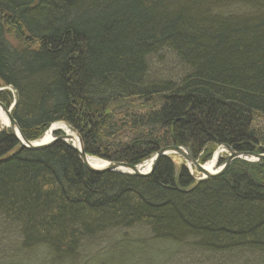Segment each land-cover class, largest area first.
I'll return each instance as SVG.
<instances>
[{
    "label": "trees",
    "instance_id": "1",
    "mask_svg": "<svg viewBox=\"0 0 264 264\" xmlns=\"http://www.w3.org/2000/svg\"><path fill=\"white\" fill-rule=\"evenodd\" d=\"M0 101L26 140L61 121L105 161L262 154L264 0H0ZM163 243L264 264V157L199 181L171 155L144 176L92 172L63 143L18 148L0 129V264H145Z\"/></svg>",
    "mask_w": 264,
    "mask_h": 264
},
{
    "label": "water",
    "instance_id": "2",
    "mask_svg": "<svg viewBox=\"0 0 264 264\" xmlns=\"http://www.w3.org/2000/svg\"><path fill=\"white\" fill-rule=\"evenodd\" d=\"M13 105H14V103H12L9 107H6L0 101V112L6 116L8 123H9L8 128L10 129V131L12 132V134L16 138V140L19 141L23 147L27 148L28 150H39V149H43V148L47 147L48 145H50L54 142V141H48L46 143H37V142H30V141L26 140L23 137L20 129L18 128L16 121L13 119V117L11 115V109H12ZM14 127L17 130V134L14 133V130H13ZM53 130H61L63 132L62 133L63 135H61L60 137L58 136V138L56 140L63 142L67 146H69L77 154V156H78L79 160L81 161V163L83 164V166L92 172L113 171V172L128 173V174H132L135 176H144V175L150 174L153 171V169H154V167H155V165H156V163L160 157L175 154V155H179L182 158H184V160L190 166H193L197 171H199L202 174V176L200 178L196 179L197 181H199V180H203V179H206L209 177L218 176V175L222 174L225 171V169L228 167L229 163L233 159L239 158V159H244L247 161H258L264 157V153H262V154L239 153V152L231 150L226 145H223V148L228 151V155L226 156V159L224 160V162L221 165L217 166L213 172H209L207 169H205L204 164H200L197 160H195L187 152V150L184 149L183 147L168 145V146L161 147L149 159H147L146 161H144L143 163L138 164V165H131L129 163H125L122 161H104L103 167L96 168V167L92 166L87 161L88 155L85 153V151L83 149L81 139H80L79 135L75 132V130L71 126L67 125V131H70L72 134L66 133V131L60 127L59 128L55 127L50 131L52 132ZM73 134H75L79 140V143H80L79 148H76L74 146V144L72 143V140L74 138L72 136ZM212 158H213V155H212ZM215 164H217L216 161H215Z\"/></svg>",
    "mask_w": 264,
    "mask_h": 264
},
{
    "label": "rangeland",
    "instance_id": "3",
    "mask_svg": "<svg viewBox=\"0 0 264 264\" xmlns=\"http://www.w3.org/2000/svg\"><path fill=\"white\" fill-rule=\"evenodd\" d=\"M162 55L163 58L160 57V59H158L157 57H155V59H153V65H154V68L156 69V72H160L162 71L163 69H167V66L164 67V63H166V65L168 64V60L163 56V54H165V52H160L159 55ZM158 56V55H156ZM165 58V60H164ZM160 64V66H159ZM161 68V69H160ZM6 89L10 90L9 87H6ZM1 120H0V127L2 126L1 124ZM216 155V161H218L221 157L222 158H225L228 154V151L225 150L223 148V146H219L213 153V155ZM172 159L174 161V163H176L177 166H180L182 164L185 165V167L188 169V172L190 173V175L196 180L198 178H200L202 176V174L197 171L193 166H190L185 160L184 158H182L181 156L179 155H175V154H172ZM208 162V161H207ZM206 163V162H205ZM217 164L214 165V168H216ZM161 247L163 248V250H167L165 251L166 252V256H159V255H156L154 256L153 259L151 260H148V261H151L148 262L146 259H147V256H140L138 257V260H141L143 262L142 259H144V262L143 263H148V264H161L162 262H164L163 264H197V261L195 260V257H188V255H183L182 253H179L178 251H176V247L173 246V245H169V244H166V243H163V244H160ZM100 258L103 260V261H108V264H111V261H114L116 264H119V263H127L128 260L131 259V255H123L122 253H118V252H114V253H109V254H106L105 255H100ZM129 264V263H128ZM142 264V263H141ZM208 264V263H206ZM253 264V263H252Z\"/></svg>",
    "mask_w": 264,
    "mask_h": 264
},
{
    "label": "bare ground",
    "instance_id": "4",
    "mask_svg": "<svg viewBox=\"0 0 264 264\" xmlns=\"http://www.w3.org/2000/svg\"><path fill=\"white\" fill-rule=\"evenodd\" d=\"M0 120H1V124L2 126L0 127V129L2 130V128H4V130L8 129L10 131V129L8 128L9 127V123H8V120L6 118V116L0 112ZM18 126V125H17ZM55 127H60L62 128L63 130L66 131V133L68 134H72L70 131H67V124L64 123V122H61V121H53L51 122V124L48 126L47 130L43 133V135L38 139V140H34V141H30V142H37V143H46L48 141H54L53 143L55 142H59V143H63V142H60L58 140H56L58 138V136L60 137L61 135H63L62 131L61 130H53L52 132L50 130H52L53 128ZM19 128V127H18ZM14 133L17 134V130L16 128L14 127ZM10 133L12 134V132L10 131ZM54 136V137H53ZM74 138L72 140V143L74 144V146L76 148H79L80 147V143H79V140L78 138L76 137L75 134L72 135ZM16 139V138H15ZM65 144V143H63ZM51 145V144H50ZM48 145V146H50ZM66 145V144H65ZM17 146L18 148H24V149H27L25 147H23L19 141H17ZM69 147V146H68ZM40 150V149H39ZM14 151L15 149H13L11 151L12 154H14ZM216 155H214L213 159L206 162L204 164V167L205 169H207L209 172H213L215 170L214 168V162L216 160ZM87 161L94 167L96 168H101L103 167L104 165V161L102 159H99V158H96V157H93V156H88L87 157ZM148 162V161H147ZM147 166V165H146Z\"/></svg>",
    "mask_w": 264,
    "mask_h": 264
}]
</instances>
